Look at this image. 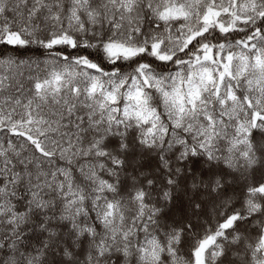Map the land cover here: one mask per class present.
<instances>
[{
  "label": "snow or ice",
  "instance_id": "snow-or-ice-1",
  "mask_svg": "<svg viewBox=\"0 0 264 264\" xmlns=\"http://www.w3.org/2000/svg\"><path fill=\"white\" fill-rule=\"evenodd\" d=\"M0 264H264V0H0Z\"/></svg>",
  "mask_w": 264,
  "mask_h": 264
}]
</instances>
